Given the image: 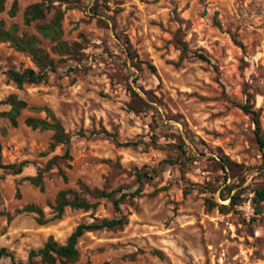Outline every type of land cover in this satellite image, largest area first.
Segmentation results:
<instances>
[{"label":"rangeland","instance_id":"obj_1","mask_svg":"<svg viewBox=\"0 0 264 264\" xmlns=\"http://www.w3.org/2000/svg\"><path fill=\"white\" fill-rule=\"evenodd\" d=\"M39 1L20 0L12 18L7 0L0 21L39 37L57 71L18 88L10 70L34 64L0 43V113L12 94L50 109L73 137V159L46 175L44 192L21 181L65 147L48 153L53 132L24 123L45 112L24 110L15 128L0 115L3 163H27L21 175L0 169V250L26 261L50 236L65 243L81 223L124 214V227L80 240L76 264H264V210L252 221L251 201L264 187V149L252 117L238 107L253 97L264 137V0H57L63 40L81 50L62 60L37 22L24 23L26 8ZM141 171L153 180L121 212L102 200L96 210L67 209L42 226L23 211L34 204L52 218L58 193L80 192L81 183L134 192Z\"/></svg>","mask_w":264,"mask_h":264},{"label":"trees","instance_id":"obj_2","mask_svg":"<svg viewBox=\"0 0 264 264\" xmlns=\"http://www.w3.org/2000/svg\"><path fill=\"white\" fill-rule=\"evenodd\" d=\"M6 1L0 0V12L6 11ZM20 0H12V5L8 10L10 17H16L19 11ZM57 0H40L39 2L28 6L24 12V23L31 25L37 22L36 29L43 39H47L54 44L52 53L62 58H77L80 54V45L75 43L68 44L63 40L64 29L63 21L65 11L59 8ZM51 15V17H50ZM50 17V18H49ZM220 25V23H217ZM236 41V39H235ZM237 42V41H236ZM0 43H9L16 51L27 54L34 67H28L22 70H10V77L18 88H22L25 84H40L46 82L52 73H56L57 64L51 52L42 46V40L36 35L28 33H20L17 23L6 27L4 21H0ZM182 48L186 53L187 46L181 42ZM242 46V45H241ZM204 60L207 57L200 55ZM154 69V67H151ZM252 96H247V101L244 104H238V107L247 115H250L256 126L257 142L261 149H264V137L262 136V127L260 122V111L256 109L254 103H251ZM9 106V110L0 113L2 117L10 121L12 127H18L19 117L24 110H34L45 112V117H28L24 123L33 130L52 131L53 136L48 148V153L54 152L58 146L65 147V151L61 155H54L48 160L46 165L39 168L36 175L22 177L21 181H28L34 187L39 188L41 192L45 191V177L55 168H60L63 164H68L72 159L71 143L72 135L66 130L63 123L56 115L48 108L37 109L29 107L26 100L18 95H9L5 101ZM26 162L20 164L5 165L2 161V146L0 145V169L10 171L13 175H21ZM70 166V165H69ZM62 177L67 181V176L62 173ZM153 177L149 171H141L136 174V182L138 188L134 192H124L121 188L115 190H105L98 188H90L88 185L81 183L80 192L67 189L58 193L54 205H52L53 217L47 218L45 211L38 205H27L23 211L33 213L37 217L39 225H46L52 221L60 220L67 209L82 210L85 212L96 210L97 205L102 200H107L112 203L115 210L121 212V205L127 199H133L144 192L145 182L152 181ZM118 194H121L118 196ZM240 194L229 196L230 204H236V200ZM255 217L252 221H256L263 214L264 210V187H259L253 190L251 199ZM210 204V201H208ZM213 204V203H212ZM211 205V204H210ZM214 206V205H211ZM220 212H225L227 205H216ZM8 220L11 221L12 216L8 215ZM129 223L126 215L121 214L113 219H96L90 223H81L70 234L65 243L57 241L53 236H50L41 248L31 249L28 253L26 261L18 259L13 253L7 252L6 248L0 250V258L2 256L9 257L11 264H76L80 260L79 243L80 240L90 232L100 230H114L122 228ZM162 257L161 252H157Z\"/></svg>","mask_w":264,"mask_h":264}]
</instances>
